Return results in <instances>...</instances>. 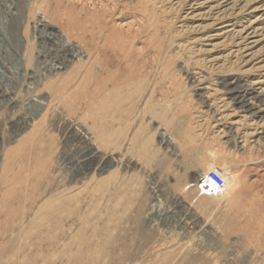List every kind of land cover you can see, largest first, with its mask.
<instances>
[{
    "label": "rangeland",
    "instance_id": "1",
    "mask_svg": "<svg viewBox=\"0 0 264 264\" xmlns=\"http://www.w3.org/2000/svg\"><path fill=\"white\" fill-rule=\"evenodd\" d=\"M0 264H264V0H0Z\"/></svg>",
    "mask_w": 264,
    "mask_h": 264
},
{
    "label": "built area",
    "instance_id": "2",
    "mask_svg": "<svg viewBox=\"0 0 264 264\" xmlns=\"http://www.w3.org/2000/svg\"><path fill=\"white\" fill-rule=\"evenodd\" d=\"M224 186V181L216 171H209L196 182V188L201 196L217 197Z\"/></svg>",
    "mask_w": 264,
    "mask_h": 264
},
{
    "label": "bare ground",
    "instance_id": "3",
    "mask_svg": "<svg viewBox=\"0 0 264 264\" xmlns=\"http://www.w3.org/2000/svg\"><path fill=\"white\" fill-rule=\"evenodd\" d=\"M218 123H219V122H218ZM169 142L172 143V139L169 138ZM18 150H19V149H18ZM12 157H13V156H12ZM210 170H214V168L210 167V168H209V171H210ZM205 174H207V172H206ZM221 177H222V176H221ZM223 177H224V179H223ZM223 177H222V179H223V181H224V186H223V188L220 190V192L217 194V196H220L221 194H223V192L228 191L229 188L231 187V184L233 183V181L231 180V178H227L226 176H223ZM232 186H233V184H232Z\"/></svg>",
    "mask_w": 264,
    "mask_h": 264
}]
</instances>
